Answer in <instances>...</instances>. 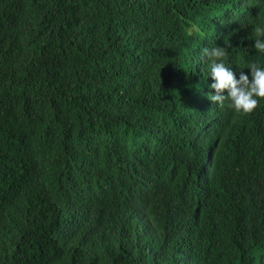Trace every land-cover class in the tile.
<instances>
[{
  "label": "trees",
  "instance_id": "1",
  "mask_svg": "<svg viewBox=\"0 0 264 264\" xmlns=\"http://www.w3.org/2000/svg\"><path fill=\"white\" fill-rule=\"evenodd\" d=\"M257 23L264 0H0V264H264V100L210 101L201 60L227 36L233 72L264 64Z\"/></svg>",
  "mask_w": 264,
  "mask_h": 264
},
{
  "label": "clouds",
  "instance_id": "2",
  "mask_svg": "<svg viewBox=\"0 0 264 264\" xmlns=\"http://www.w3.org/2000/svg\"><path fill=\"white\" fill-rule=\"evenodd\" d=\"M251 38L256 54L264 55V24L257 23L252 28ZM224 45L213 43L201 50V60L207 65V77L211 78L208 87L213 90L207 93V97L220 105L227 101L235 113H250L264 100V64L255 61L244 66L237 64L241 70L233 72L229 66L227 46L230 41L227 36L224 37ZM245 68L247 72L242 70Z\"/></svg>",
  "mask_w": 264,
  "mask_h": 264
}]
</instances>
